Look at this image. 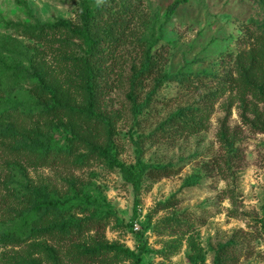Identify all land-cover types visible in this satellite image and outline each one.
<instances>
[{
	"label": "rangeland",
	"instance_id": "374dc122",
	"mask_svg": "<svg viewBox=\"0 0 264 264\" xmlns=\"http://www.w3.org/2000/svg\"><path fill=\"white\" fill-rule=\"evenodd\" d=\"M23 1L0 0V264H264V0ZM85 8L91 51L42 27ZM48 197L79 204L21 228Z\"/></svg>",
	"mask_w": 264,
	"mask_h": 264
},
{
	"label": "trees",
	"instance_id": "16d2710c",
	"mask_svg": "<svg viewBox=\"0 0 264 264\" xmlns=\"http://www.w3.org/2000/svg\"><path fill=\"white\" fill-rule=\"evenodd\" d=\"M18 3L23 4L26 6V3L23 0H16ZM186 0H176L173 4H171L166 12V18H169L171 14H173L176 10V8ZM90 10L88 8L84 9V12L82 13V27L80 29H74L70 27L66 22L60 21L56 23H43L42 27L47 29H61V28H67L72 33L79 35L82 37L88 44V49L91 51V43L92 38L90 37ZM84 74H85V90L87 92V106L84 108L83 111L89 118H93L94 122L104 120L102 115H100L96 111V104L99 97L98 91H97V82H96V76L97 71L93 69L92 63L90 59L86 58L84 62ZM101 122V121H100ZM58 152L57 149H53V147H48L46 151H44V158L49 157L52 153ZM108 156H110L108 154ZM110 164V163H109ZM134 169L137 170V173H133L132 171L128 170L127 175H129L130 179L132 180L133 184L136 185L137 178H140L141 174L143 172H146L148 175L153 177H161L168 174L167 168L160 165H145L142 162L138 163V167H135ZM134 178V179H133ZM79 204V201L72 199V198H59V197H48V200L42 207L35 206L30 209V212H28L19 222L21 228H26L28 226V223L31 222L32 217L38 212L40 208H44L45 210H55V211H63V212H70L72 209L77 207ZM80 224H69V223H61L58 226V237L63 240H67L66 243L73 242L74 235L79 234L78 232L81 231ZM100 229V225L97 230ZM138 259H135V262H137Z\"/></svg>",
	"mask_w": 264,
	"mask_h": 264
},
{
	"label": "built area",
	"instance_id": "2783aa9c",
	"mask_svg": "<svg viewBox=\"0 0 264 264\" xmlns=\"http://www.w3.org/2000/svg\"><path fill=\"white\" fill-rule=\"evenodd\" d=\"M133 226H134L133 228H134L135 230H137V229L139 228V226H138V223H137V222H134V223H133Z\"/></svg>",
	"mask_w": 264,
	"mask_h": 264
}]
</instances>
